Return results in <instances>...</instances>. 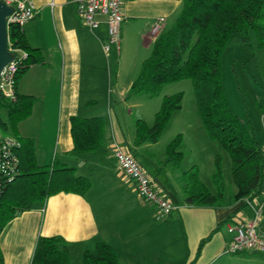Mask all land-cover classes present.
Returning a JSON list of instances; mask_svg holds the SVG:
<instances>
[{
    "label": "crops",
    "instance_id": "0c3cea01",
    "mask_svg": "<svg viewBox=\"0 0 264 264\" xmlns=\"http://www.w3.org/2000/svg\"><path fill=\"white\" fill-rule=\"evenodd\" d=\"M32 2L38 13L23 29L30 45L41 50L44 63L32 65L18 81L20 94L36 98L18 133L35 141L40 165L74 168L76 176L91 179L92 187L85 196L56 193L14 218L0 238L5 264H31L38 238L56 235L66 240L72 264H82L84 252L100 241L115 249L121 264H264V254L227 251L234 237L229 226L254 218L258 209L264 231V188L250 203L235 201V188L229 195L225 190L221 206L190 205L184 196V174L194 166L202 171L196 154L184 159L181 147L184 156L175 164L168 161L166 147H159L160 139L136 143V121L152 124L158 107L152 104L146 110L142 98L128 103L141 97L128 98V91L152 53L157 38L152 23L166 17L165 28L171 26L183 0H125L120 54L104 49V15L96 16L99 26L91 29L78 15L74 0ZM128 107L143 109L133 120L123 114ZM72 116L105 119V138L98 149L83 155L73 152ZM259 142L264 150V135ZM116 145L131 153L174 200L177 209L172 214L159 216L138 195L118 169ZM215 153L210 150L206 156L212 175ZM201 180L211 190L206 179Z\"/></svg>",
    "mask_w": 264,
    "mask_h": 264
},
{
    "label": "trees",
    "instance_id": "16d2710c",
    "mask_svg": "<svg viewBox=\"0 0 264 264\" xmlns=\"http://www.w3.org/2000/svg\"><path fill=\"white\" fill-rule=\"evenodd\" d=\"M264 0H183V6L172 25L156 38L151 55L143 61L141 71L132 83L128 98L158 95L169 83L191 79L198 109L210 139L228 152L232 160L231 175L237 191L234 200H254L264 184V150L254 133L232 110L225 91L222 57L232 45H251L250 32L256 36L258 48L264 49ZM12 43L28 52L17 76V84L29 68L44 63L40 49L30 45L23 27L12 24ZM181 92L164 96L153 125L137 120L136 143L157 142L172 114L181 108ZM36 98L18 92L16 102L0 99V132L15 136L21 147L17 151L20 174L0 197V238L7 225L35 203H44L59 192L85 196L92 187L90 178L76 176L74 168L40 165L36 159L35 141L22 137L18 125L33 111ZM103 117L72 116L73 152L83 155L98 149L105 138ZM181 135L167 146L168 161L178 164L183 158L179 150ZM221 155L214 159L212 175L216 192L200 179L196 167L184 174L185 201L196 206H221L225 182ZM203 245V242L201 246ZM200 246V248H201ZM0 264L5 257L0 243ZM31 264H72L62 236H40ZM82 264H121L115 249L105 241L87 249Z\"/></svg>",
    "mask_w": 264,
    "mask_h": 264
},
{
    "label": "built area",
    "instance_id": "2783aa9c",
    "mask_svg": "<svg viewBox=\"0 0 264 264\" xmlns=\"http://www.w3.org/2000/svg\"><path fill=\"white\" fill-rule=\"evenodd\" d=\"M12 7V12L7 16L8 46L12 55L0 74L1 98L16 102L18 99L17 76L23 61L28 57V52L15 46L9 37L12 24L21 27L34 19L38 13L32 0H2ZM78 15L95 29L99 26L96 19L98 14L106 17L108 25V38L104 46L108 53L115 49L120 54L121 26L124 21L123 7L125 0H74ZM166 17L156 19L151 26L152 34L157 37L166 26ZM21 142L12 135H3L0 132V197L8 185L20 174V160L17 155ZM113 156L118 169L134 184L138 195L150 203L159 216L172 214L177 205L174 200L159 186L141 163L120 145H116ZM246 203L251 201L244 199ZM262 210L255 211L252 219L242 220L231 224L229 230L234 233L232 242L227 251L233 254L245 251H255L264 254V231L260 228Z\"/></svg>",
    "mask_w": 264,
    "mask_h": 264
},
{
    "label": "rangeland",
    "instance_id": "374dc122",
    "mask_svg": "<svg viewBox=\"0 0 264 264\" xmlns=\"http://www.w3.org/2000/svg\"><path fill=\"white\" fill-rule=\"evenodd\" d=\"M250 37V46L232 45L226 49L222 57V72L226 95L232 110L244 121L248 129L254 131L258 140H260L264 135V49L258 48L253 31L250 32ZM179 92L183 94L182 106L178 109L179 111L177 110L178 112L175 111L177 113L172 114L176 118L174 117L171 120V116L170 124L168 123L160 137L159 147H166L167 150V144L178 135H181L179 149L182 151V147L185 151L184 159L196 154V161H200L203 168L201 171L198 166L194 167L197 168L200 179L201 176L206 179L205 181L212 191H215V186L212 178H210L212 177L210 167L209 169L206 168V156L208 151L215 150V155H221L225 190L229 195L236 188L231 175L232 160L227 151L210 139L201 119L191 79H181L169 83L158 95H141V97L129 99L127 102L130 103L133 100L142 98L146 110L152 104H155V109L158 107L159 110L164 96ZM130 109L133 115L129 112ZM141 109L143 108L128 107L123 111V114L129 115V119L135 120L138 117V110L141 113ZM154 121L155 116L153 123ZM153 123L150 125H153ZM135 124L137 125V121ZM200 173H202L201 176ZM262 188H264V184Z\"/></svg>",
    "mask_w": 264,
    "mask_h": 264
},
{
    "label": "water",
    "instance_id": "95a60500",
    "mask_svg": "<svg viewBox=\"0 0 264 264\" xmlns=\"http://www.w3.org/2000/svg\"><path fill=\"white\" fill-rule=\"evenodd\" d=\"M12 12V7L0 0V74L3 67L12 60L8 46L7 16ZM1 99V92H0Z\"/></svg>",
    "mask_w": 264,
    "mask_h": 264
}]
</instances>
